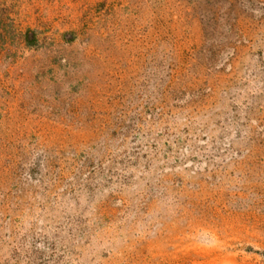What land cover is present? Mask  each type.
I'll return each instance as SVG.
<instances>
[{
	"label": "rangeland",
	"instance_id": "1",
	"mask_svg": "<svg viewBox=\"0 0 264 264\" xmlns=\"http://www.w3.org/2000/svg\"><path fill=\"white\" fill-rule=\"evenodd\" d=\"M0 264H264V0H0Z\"/></svg>",
	"mask_w": 264,
	"mask_h": 264
}]
</instances>
